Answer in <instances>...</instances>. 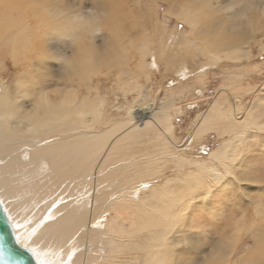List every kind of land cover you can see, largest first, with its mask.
Segmentation results:
<instances>
[{"label": "bare ground", "instance_id": "obj_1", "mask_svg": "<svg viewBox=\"0 0 264 264\" xmlns=\"http://www.w3.org/2000/svg\"><path fill=\"white\" fill-rule=\"evenodd\" d=\"M162 1H170V5L181 8V13H185L183 20L190 30L195 31L194 18L186 13L185 2ZM197 1L203 5L207 2ZM90 2L91 12L85 21L81 11L83 1L75 2L78 10L66 0H6V10L1 12L0 8L1 205L13 226L18 244L29 249L38 264H170V260H175L173 264H186L190 257V254L188 257L184 255L188 238L175 229V226H181L177 224L179 217L186 214L188 224L182 225L194 228L202 198L218 194L214 196L220 202L221 197L228 195L230 180H236V175L231 174L233 167L238 168L239 175L243 172L244 181H252V177L245 173L248 171L244 167L246 155L253 156L261 146L253 148L249 145L248 140L253 137L249 129L252 126L264 129V126L260 127L261 121H253L264 94H257L255 101L245 109L226 95L225 104L227 100L231 104L225 106L230 107L232 118L241 122L234 139L225 141L228 138H224L221 126L213 125L221 141L210 153V160L192 156L167 158L176 168L188 165L190 170L177 174L176 178L165 177L161 183L151 182L149 187L140 189L149 179L154 180L162 173L163 164L159 162L164 161L161 160L164 155L171 154L165 150L164 141L168 139L162 141L163 137L156 135V131L162 128L159 121L161 119L163 125L165 115L146 120L141 118L137 124L142 116H136L134 106L148 102L140 98L126 102L127 119L112 122L104 128L102 124L106 119L101 108L105 99L90 91H96V86L90 84L85 74L91 71L87 69H92L96 60L109 56L111 60L121 62L123 57L139 56L141 47L148 50L149 55L148 41L145 36L138 35V28L145 34L148 27L131 20L128 14L126 16L125 0ZM122 2L124 5H120ZM211 5L212 0H209V7ZM243 13H246V31L252 32L259 21L255 14L257 9L251 6ZM237 18L232 15L231 20L225 22L223 17L219 21L213 17L209 20V27L197 28L198 35L208 40L210 52L233 55L236 60L248 57L247 52L240 54L241 48L236 43L242 44L250 33L228 28ZM97 30L108 34L98 50L95 43L84 44V35L87 32L94 35ZM68 38L75 40L74 46L65 42ZM195 42L187 39L185 50L188 56L202 49L203 46H197ZM59 47L64 53L71 54L65 58L68 79L62 83L57 101L51 103L40 86L45 73L39 68L46 69L50 80L48 65L43 67L36 63V75L32 79L29 61L42 62L47 57L56 59L61 54ZM82 54L87 56L83 64L80 62L84 58ZM136 60L145 76L155 65L153 60L152 63L141 57ZM183 64L181 62L180 73L185 72ZM8 70L16 72L11 81L4 76ZM122 72L127 74V70ZM82 81L87 92L81 95L77 92V85ZM26 100L30 102L29 106L25 105ZM219 107L210 105L196 115L199 131H210L221 114ZM225 125L222 123V127ZM122 128L126 130L118 136L117 132ZM148 141L152 142L149 146ZM133 145H136V152H133ZM138 145L145 149H137ZM214 162L216 164H212ZM194 172L201 174L197 177ZM113 177H116L113 182L108 183ZM105 184L108 189H102ZM137 190L141 196L137 195L135 199ZM191 193L194 197L188 200ZM207 203L209 207V201ZM178 244L180 246L174 249L172 256L169 250ZM229 251L231 249L226 247L224 238L215 242L212 249L202 251L205 256L195 264H226ZM246 261L245 264H254L252 259ZM232 262L241 264L243 261L241 258L239 263L237 259Z\"/></svg>", "mask_w": 264, "mask_h": 264}, {"label": "rangeland", "instance_id": "obj_2", "mask_svg": "<svg viewBox=\"0 0 264 264\" xmlns=\"http://www.w3.org/2000/svg\"><path fill=\"white\" fill-rule=\"evenodd\" d=\"M66 1L72 5L74 10H78V7L74 5L75 2L83 1V8L81 9L82 20H88L85 17L91 12L90 0ZM125 1L126 16L128 14L131 20L144 24L146 28L148 27L145 34H142L138 28V35L141 38L145 36L151 53L148 55V50L144 51L141 47L140 55L135 58L123 57L121 62H117L111 60V56H109L106 59L96 60L92 69H87L91 71L85 74V77L90 80L91 85L96 86V91L98 88L99 94L94 89L90 91H93L97 97L105 99V103L101 108L103 117L106 119V123L102 124L104 128L112 122L127 119L126 102L140 98H145L148 102L146 105L138 104L134 106L133 111L136 116H142L139 117L137 124H140L141 118L146 120L156 118L158 115L159 117L165 115V118L162 119L163 125L161 124V119L159 121L162 128L156 131V135L163 137L162 141L165 140L164 138L168 139L164 141L165 150L171 154L170 156L164 155L161 158L164 161L159 162V164H163L162 173L154 180L149 179L148 182L140 186V189H142L149 187L151 182L161 183L165 177L176 178L177 174L182 175L183 173L181 172L185 173L186 170H190L188 165L176 168L169 159L173 160L177 156L187 158L192 156L201 160H210V153L221 141V137L214 131L213 125L219 124L221 126L222 131L225 132L224 138H228L225 141L234 139L235 132L239 131L241 122L237 123V119L232 118L233 114L229 109L230 107L225 106L231 104L229 100L225 104L224 97L226 95H230L233 103L240 104V107L245 109L248 104L255 101L257 94L261 92L264 94V0H212L210 7L209 0L204 5L197 0H182V3L185 2L184 6L188 7L186 13H189L194 18L196 26L194 32L190 30V26L183 20L185 19V13H181L183 10L181 11V8L176 5H170V1ZM124 3L122 2L120 5H124ZM251 6L257 9L255 14L258 15L259 21L255 24L256 27L252 32H249L246 31L247 25L244 22L246 13L242 14V12ZM0 8L1 12L6 10V0L0 2ZM179 10L180 12H178ZM191 11L194 16L195 14L197 16L194 17ZM213 11L215 12L214 14H212ZM211 15H214L211 17L212 19L214 17L213 20L219 21L223 17L225 22H229L232 15L238 17L233 26H228V28L250 33L249 35L251 36L245 38L242 44L236 43L241 48L240 54L247 52V58L241 57V59L236 60L233 55L226 56L224 53L210 52L209 43H206L208 40L198 35V29L199 26L209 27V20H212L209 19ZM200 30L202 31V29ZM233 30L229 33H232ZM107 37L108 34L105 31H94V35L87 32L84 35V44L95 43L98 50L99 45H102ZM70 39H65V42L72 47L75 45V40L71 39V41ZM187 39L195 40L197 46H203L202 49L200 51L196 50L197 52L194 51L195 53H192L193 56H188L185 50ZM125 42L127 41L125 40ZM142 45L144 44L142 43ZM227 46L230 47L232 45ZM59 49L61 54L56 59L47 57L42 60L44 63L36 59L29 61L31 64L30 68H32V79L36 75V63L43 67L48 65L46 68L51 72L50 80L46 76V69L39 68L45 73L44 81L40 86L45 89L43 93L47 94L48 101L51 103L57 101L62 89V83L68 79L66 74L68 65L65 58L71 56V54L64 53L62 47H59ZM184 53L186 54L184 55ZM82 56L84 58L80 62L83 64V61L86 62L87 56L83 54ZM140 57L145 62L152 63V60L155 62V65L149 68L147 76L139 69L140 65L136 59ZM166 57L167 59H165ZM181 62H184L182 69L185 72L180 73ZM144 67L146 66L144 65ZM84 68L86 69V67ZM94 70L95 72L92 73ZM122 70H127V74H123ZM25 71H27V68ZM15 73L14 70L13 72L8 70L4 76L6 77L7 75V81H11ZM72 81L75 82V80ZM96 81L98 82L97 84ZM77 87L79 94L82 95L87 92L84 81ZM260 102V106L257 105L256 107L258 112L253 121H261L260 127H262L264 126V99ZM25 105L29 106L30 102L26 100ZM210 105L220 106L221 114L218 116L217 122L212 124L210 131H199L195 117ZM137 111L143 113L141 114ZM234 122L237 124L234 125ZM222 123L226 125L222 127ZM257 128L259 127L252 126L249 129L252 131L251 133L249 131V133L253 137L248 142L253 148H257L260 144L262 149L259 148L253 156L246 155L247 163L244 166L248 169L245 173L252 177V181H244L241 176L243 172L239 175L238 168L233 167V173L231 174L234 177L236 175L234 179L239 184L236 180H230V187L228 192H226L228 195L220 198L221 207H219L220 202L215 197L219 196L218 194L210 196L211 198H202L201 208L197 207L199 212L195 220L196 225L193 223L194 228L192 229H190V226H184L188 224L185 218L186 214L179 217L180 220L177 224L181 226H175V229L178 228L179 231L177 233L188 238V242L185 243L184 255L188 257L190 254V257H188L189 261L186 264H189V262L192 264L201 262L203 256H205L202 251L212 249L215 242L222 241L224 238L226 247L231 249L229 254L226 255V264H233L232 261L234 259H237V263H239L241 258L243 261L242 263L240 262L241 264H245L248 259L254 260V264H264V129L260 130ZM123 130H126V128L120 129L117 135L121 136L124 133ZM193 132H195V136H192ZM165 142L168 143L166 144ZM147 144L149 146L152 142L148 141ZM133 147V152H136V145H133ZM137 149H145V147L138 145ZM156 150L154 152H157ZM148 151L150 152L151 149ZM212 164H216V162ZM200 174V172H194L193 175L198 177ZM115 178H111L108 183H112ZM107 184L102 189H108ZM137 191L135 199L137 195L138 197L141 196L139 190ZM192 194L187 199L189 197L193 198L194 194ZM197 199L198 201L201 200V198ZM207 201H209V207L206 206L208 205ZM217 208L219 210H216ZM102 223H104V219ZM179 246L178 244L169 250L172 256L174 249ZM170 261V264L175 262V260Z\"/></svg>", "mask_w": 264, "mask_h": 264}, {"label": "water", "instance_id": "obj_3", "mask_svg": "<svg viewBox=\"0 0 264 264\" xmlns=\"http://www.w3.org/2000/svg\"><path fill=\"white\" fill-rule=\"evenodd\" d=\"M0 264H38L31 251L21 247L0 202Z\"/></svg>", "mask_w": 264, "mask_h": 264}]
</instances>
